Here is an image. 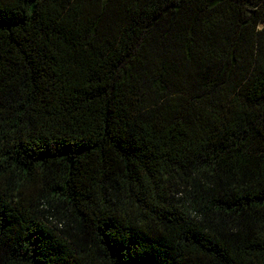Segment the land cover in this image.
<instances>
[{
    "label": "trees",
    "instance_id": "1",
    "mask_svg": "<svg viewBox=\"0 0 264 264\" xmlns=\"http://www.w3.org/2000/svg\"><path fill=\"white\" fill-rule=\"evenodd\" d=\"M0 264H264V0H0Z\"/></svg>",
    "mask_w": 264,
    "mask_h": 264
}]
</instances>
